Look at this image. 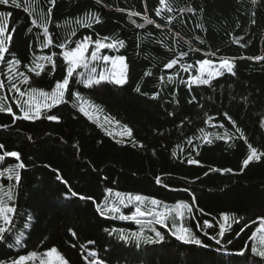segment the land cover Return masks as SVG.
Segmentation results:
<instances>
[{
    "label": "trees",
    "instance_id": "1",
    "mask_svg": "<svg viewBox=\"0 0 264 264\" xmlns=\"http://www.w3.org/2000/svg\"><path fill=\"white\" fill-rule=\"evenodd\" d=\"M17 2L19 8L11 0L0 5L11 13L5 35L12 36L0 63V155L20 156L0 160V200L15 208L11 224L0 220L10 229L0 241V264H39L51 248L67 264H264L258 255L264 250V156L243 165L249 144L264 153V59H257L264 57V0ZM85 37L116 42L101 52L125 58L126 83L86 87L75 72L62 102L24 119L18 104L25 95L9 91L10 84L25 94L53 89L67 74L63 51ZM13 58L20 63L9 72ZM221 58L231 61L234 75L189 81L198 61ZM173 59L178 63L166 68ZM19 73L29 82L21 83ZM76 92L80 99L71 95ZM81 100L122 135L81 112ZM129 195L143 199L129 202ZM106 203L119 211L101 215L98 206ZM181 203L191 211L177 209ZM137 206L167 212L166 223L154 215L122 218ZM181 227L201 243L178 239ZM22 256L28 259L19 261Z\"/></svg>",
    "mask_w": 264,
    "mask_h": 264
},
{
    "label": "snow or ice",
    "instance_id": "2",
    "mask_svg": "<svg viewBox=\"0 0 264 264\" xmlns=\"http://www.w3.org/2000/svg\"><path fill=\"white\" fill-rule=\"evenodd\" d=\"M9 2H10V0H0V5H7V4H9ZM252 2L255 4L256 0H252ZM159 3H160L161 6H163L165 4V0H159ZM11 4L15 8H19L21 6L17 2V0H11ZM24 10L27 12L28 8H25ZM167 11H171V7H169L167 9ZM188 11H191V9H188ZM48 12H49V14L51 13V8L48 9ZM160 14H161V8H157L156 15L159 16ZM10 17H11V13L0 12V63L5 61V53L9 51V48L6 46V44L8 42H10L11 39H12L11 33H9L8 35H5L6 29H7V26H8V19ZM96 22H99V18L98 17L96 19ZM254 22L255 21H253V23ZM32 23L35 25L36 21L33 20ZM147 23H153V21L152 20H147ZM138 26L139 27H143L142 24L138 25ZM157 27H159V25H157ZM43 30H44V35L46 37H49L48 43L50 44L52 41H51V38L49 36L48 28H47L46 25L43 26ZM13 31H15V29H13ZM29 31H31V29H29ZM74 34L75 33H73V35ZM90 39H91L90 37H85L82 42L81 41H77V46H76L75 49H72L69 52L63 53L64 60L67 63V70H66L67 74H66V76L61 81H57L55 83V86L52 89L51 93H49L47 91H40V96H42V97L48 98L49 96H51L52 102L49 103V102H47V99H46V102L43 105L36 104L34 106L35 107V113L34 114L32 113V107L31 106L26 111L25 107H24V104H18V106L20 107L21 111L24 113V117H23L24 119L37 118V117H39V114L41 112V108L42 107L50 110L56 103H59V102L63 101L65 93L70 91V89H69L70 78L73 77V74L76 72L77 68H88V62H87V59L85 58V52L87 51V48H88V43L87 42ZM105 39H107V38H105ZM94 43L96 45V49L93 50L92 53H91V59H93V60L97 58V51L99 49L106 48V47H114L116 42H113L111 44H104V43H101L100 40H96ZM119 43L122 45L123 42L121 41ZM59 47L63 48L64 44L59 45ZM53 55H55V53H53ZM185 55H187V53H183V52L181 53V57H183ZM101 58L105 62H111L112 66H113V69H114V71L111 73V75L113 76V82L115 84H117V85L125 84L126 83V76H125V73L123 71L125 58L123 56H119V57L102 56ZM46 59H48L49 61H52V56H49ZM257 59H264V57H258ZM117 62H119V64L121 65V71L118 74L115 72V68H116ZM7 63H8L9 72H12L13 69L17 65H19L20 61L15 59V58H13L12 60H8ZM177 63H178V60L177 59H173L169 63H167L165 65V67L168 68V69H171ZM197 63L199 64L200 75L198 77H196V78H190L191 79V83L209 84L210 83V79L212 77H214L216 75H222L223 74V72H213V71L208 70L207 71L208 79H204L203 76H204L205 71H206L205 66L206 65H211L212 62L207 60V59H205L203 61H198ZM36 67L40 68L41 71L43 70L41 65H36ZM54 67H55V65H54V62H53V68ZM191 67H192L191 65H188L187 68H185L184 70L187 71ZM218 68L219 69H224L227 72L232 73L233 75L235 74L233 72V64L230 63L227 59L222 60L219 63ZM29 71H35V70L34 69H29ZM94 71H95L94 68L90 69V72H94ZM40 74H41L40 71H35V75L36 76H40ZM19 75L21 77V81H20L21 83H28L29 82V77L26 76L24 73H19ZM79 75H84V74L80 73ZM8 79L11 82L13 77L9 76ZM105 79L106 78H105L104 74L101 73L98 78H96V77H94L92 75H88L85 79H83V80H81L79 82L84 83L86 87H91L94 84H96V85L100 84L101 81H103ZM161 79H163V78H161ZM169 79H171V77H169ZM4 87H5L4 82L0 81V89H3ZM13 90L16 93H18L20 97H23L25 95V92L21 91L16 83H11L10 84L9 91H13ZM30 91L32 93H35V92H37V89L36 88H32ZM135 91L140 92V87L137 86ZM71 95H74L75 97L80 99V94L78 92L71 93ZM153 98H155V97H153ZM25 103H28V102L26 101ZM4 110H5L4 107L2 105H0V111H4ZM7 111L9 113H11L12 112V108L8 107ZM80 111L83 112L86 116L88 115V112L85 110L83 105L80 107ZM225 115H227V114H225ZM47 119L55 121V120L58 119V117L55 116V115H49L47 117ZM229 119H231V118L229 117ZM233 124H235L234 121H233ZM221 127H223V125H221ZM262 127H264V123H262ZM201 131L203 132V129H201ZM128 135L129 136L131 135V130L130 129L128 130ZM241 135H243V134H241ZM189 142H191V141H189ZM2 147L3 146L0 145V148H2ZM248 147L250 149V153L247 156V158L243 161V165L244 166H247L253 160L259 161L261 159V157L264 156V153L257 154V149L252 147L250 144L248 145ZM173 155H175V153H173ZM6 157H14L17 161H19V159H20L19 153H17V152H5L2 155H0V160L5 159ZM188 162L189 163H198V161H192V160H189ZM17 167L23 168L24 165H23V163H19L17 165ZM9 171H13L14 172V169H10ZM216 171H219V169H217ZM226 171H230V170H226ZM0 175H2V173H0ZM9 178H11V177H9ZM15 180L17 182L20 180L19 173H15ZM109 191H111V190H109ZM73 195H77V194L73 193ZM119 196H120V194L117 193V197H119ZM10 198L11 197L9 196V199ZM81 198L84 199L85 197H81ZM127 199H128L129 202H131L132 200L140 202V201H142L143 198L141 196H139V195H137L135 197L129 195L127 197ZM121 202H123V201H121ZM151 203L153 205H156L158 202L156 200H152ZM176 208L177 209L183 208L185 210L191 211V207L188 204L181 203V204H178L176 206ZM105 210H110L112 212H118L119 208H117L115 206H112L111 208H109L107 203L105 204L104 208H100L98 206V211H100L101 215L104 214ZM14 212H15V208L7 206V204H6V202L4 200H0V220H2L4 222V224H11L12 223V218H11L10 214H12ZM179 214L182 216V213H179ZM145 215H154L156 217V222L157 223H166L168 213L167 212H153L151 209H149L147 212H145L144 210L141 209V207L137 206L135 208L134 212L132 213V215H130V216H122V218L123 219L136 220L137 217H142V216H145ZM223 218H224L225 221H227L229 219V217L227 215H225ZM205 223H207V222H205ZM7 231H10V229H6L4 227H0V241L5 239V233ZM180 232H181V235L178 236V239L185 240L186 237H190L191 239H193L195 241L196 244H200L201 243V241L199 239H195V237L191 236V233H190L189 229L181 227L180 228ZM224 232H225V227H224V225H221L219 234L221 236H223ZM173 234H175V233H173ZM155 235H156V237L162 239L160 232L157 231L155 233ZM139 238L140 237L137 236V239H139ZM217 243H219V241H217ZM251 251L253 253H257V248L255 246H253ZM53 254H56L57 258L60 261V264H67V262L64 261V258L59 255V253L57 252V249H55V248H52L46 255L49 256V257H52ZM238 254L239 255H243L244 251H241ZM31 255L34 257L36 254L32 253ZM91 255H94V254H91ZM258 255L261 256V257H264V250L259 251ZM26 259H28V258L22 256V257L19 258V261L22 262V261H25ZM13 264H18V262L14 261ZM42 264H51V261H45V262H42ZM90 264H97V262L92 261V262H90Z\"/></svg>",
    "mask_w": 264,
    "mask_h": 264
},
{
    "label": "rangeland",
    "instance_id": "3",
    "mask_svg": "<svg viewBox=\"0 0 264 264\" xmlns=\"http://www.w3.org/2000/svg\"><path fill=\"white\" fill-rule=\"evenodd\" d=\"M83 41V40H82ZM81 41V42H82ZM101 43H104L106 44V42L100 40ZM95 41H92L91 39L87 42L88 43V48H87V51L85 52V58L87 59V62H88V68H77L76 70V75L79 76V78H81L82 80L85 79L88 75H92L96 78L99 77V75L101 73L104 74L105 76V80L101 81V82H113V76L111 75V73L114 71L113 69V66L111 64V62H105L101 57L102 56H108V55H105V54H102L101 49H99L97 51V58L96 59H91V53L93 50L96 49V45L94 43ZM77 46V45H76ZM73 47L69 50H65L63 51V53L65 52H69L71 51L72 49H75L76 48ZM63 55V54H62ZM64 57V56H63ZM112 57V56H110ZM114 57H119V56H114ZM75 58V57H74ZM225 60V59H223ZM211 61V60H209ZM222 60L220 61H211L212 64L211 65H206L205 66V74L203 76L204 79H208V76H207V71L210 70V71H213V72H224L226 70L224 69H219L218 68V65L219 63L221 62ZM229 61V60H228ZM66 62V61H65ZM230 62V61H229ZM231 63V62H230ZM67 64V63H66ZM94 68L95 71L94 72H90V69ZM195 69V74L193 75V77H190V78H196L200 75V71H199V64L197 63V65L194 67ZM121 71V65L119 64V62H117V65H116V68H115V72L118 74L119 72ZM123 71L125 73V76H126V65H125V61H124V67H123ZM80 73H83L84 75H79ZM218 76V75H216ZM214 76V77H216ZM212 77V78H214ZM189 78V81H191V79ZM211 78V79H212ZM210 79V80H211ZM52 89L47 91L49 93H51ZM46 99H47V102H52L51 100V96H49L48 98H45V97H42L40 96V91H37L35 93H32L31 94H28L26 93L25 94V98L23 100L24 102V105L26 107V111L28 110V108L31 106L32 107V113L34 114L35 113V105L36 104H40V105H43L45 102H46ZM28 102V103H25V102ZM83 105V107L85 108V110L88 112V116L92 119H94L95 121H97L101 126H103L108 132H110L111 134L113 135H116V136H120L122 135V132L121 130H119L115 125H113L112 123H110L106 118H104L101 113L99 111H97L95 108H93L89 103H87L86 101H83L81 100L80 101V107ZM43 109V107L41 108V110ZM24 114V113H23ZM123 195V194H122ZM122 196L120 197H117L118 199H120ZM123 198V197H122ZM121 198V200H122ZM128 200V199H127ZM123 201V200H122ZM223 213V212H221ZM52 249V248H51ZM47 250L45 253H44V256L41 257V258H38L39 260V264H42V262H45V261H51V264H60V261L59 259L57 258L56 254H53L52 257H49L47 256L46 254L51 250ZM65 261V260H64Z\"/></svg>",
    "mask_w": 264,
    "mask_h": 264
}]
</instances>
